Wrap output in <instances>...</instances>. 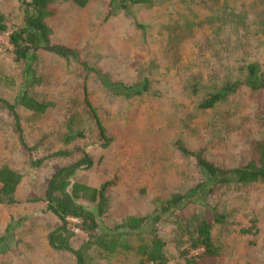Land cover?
I'll return each mask as SVG.
<instances>
[{
    "label": "rangeland",
    "instance_id": "obj_1",
    "mask_svg": "<svg viewBox=\"0 0 264 264\" xmlns=\"http://www.w3.org/2000/svg\"><path fill=\"white\" fill-rule=\"evenodd\" d=\"M52 6L48 43L39 44L31 59L16 61L8 35L24 26L23 6L0 0L8 27L0 34V165L23 174L16 202L0 204V264H74L72 253L48 245L58 220L44 199L52 174L84 153L93 164L76 171V181L92 187L115 181L100 218L112 228L127 215L150 214L155 198L185 193L201 179L194 155L183 154L177 143L230 169L251 157V139L264 138V92L241 88L212 110L198 106L202 93L241 77L245 63L258 62L264 70V0H151L126 10L111 0ZM102 79L130 86L146 80L148 89L124 97ZM84 91L112 138L106 148L99 145ZM24 93L48 103L45 112L22 106ZM69 132L80 135L65 143ZM59 149L73 153L49 157ZM204 198L224 216L213 225L218 257L198 258L201 250L191 249L181 254L189 243L185 236L180 242L175 218L212 219L192 203L152 227L165 241L168 264H191L185 258H195L192 264H264V182L221 184ZM71 229L76 249L85 235ZM138 263L134 251H117L93 264Z\"/></svg>",
    "mask_w": 264,
    "mask_h": 264
},
{
    "label": "trees",
    "instance_id": "obj_2",
    "mask_svg": "<svg viewBox=\"0 0 264 264\" xmlns=\"http://www.w3.org/2000/svg\"><path fill=\"white\" fill-rule=\"evenodd\" d=\"M23 6L24 26L12 31L8 35L9 43L13 47L16 61L30 58L39 44H47L51 29L46 20L56 13L52 5L59 0H18ZM73 4L84 7L90 0H67ZM151 0H111V4L117 3L126 10L131 5L148 4ZM239 22V19L237 20ZM8 32L5 17L0 13V34ZM262 40L264 43V14L262 20ZM241 77L225 79L219 86L202 93L198 106L202 110H212L219 104L227 101L228 97L241 88L251 92H264V70L258 62H247L240 70ZM101 80V79H100ZM104 87L112 86L117 94L124 97L140 95L147 91L146 80L134 85H124L121 82L107 83L102 79ZM85 89V87H84ZM85 106L94 119L97 129L99 145L108 147L112 138L107 134L105 127L100 123L97 111L90 103L87 92L84 91ZM19 103L33 110L35 113H44L48 103L31 98L26 93L19 98ZM13 107H11L10 111ZM17 124L18 120L15 118ZM80 133L69 132L64 137L68 143L79 136ZM178 148L185 155H194L201 179L185 193L174 192L167 198H155L153 210L150 214H130L125 216L112 228H106L100 223L101 216L105 213L108 203L107 192L114 186L115 181L108 180L99 187H92L80 183L74 179L76 171L92 166V158L84 153L76 161L58 168L50 177L45 190L46 209L58 220V225L48 231L47 242L53 251L70 252L74 256V264H93L96 259L109 261V258L117 251H134L139 258L138 264H168L165 254V241L152 227L163 220L173 217L177 211H181L189 204H199L212 213V219L202 218L190 223L176 220V227L181 231L179 240L189 243L187 248H182L181 254L191 250H201L198 258L213 259L218 257L220 247L213 239V225L224 221V216L217 215L209 207L206 199L214 187L227 183L249 184L264 182V138L251 139L249 150L251 157L247 162L233 168L219 167L207 160L196 151L192 154L185 146L177 143ZM72 151L59 149L49 155L57 157H69ZM47 157L35 160V167L39 166ZM23 178V174L7 164L0 165V204H13L16 202L15 190ZM69 218H75L78 223L73 225ZM71 226H75L85 235V239L74 249L70 240L74 236ZM253 227V225L251 226ZM185 234V235H184ZM186 237L185 240L181 238ZM137 244L133 245V240ZM1 242V237H0ZM180 243V244H181ZM187 262H194L195 258H185ZM190 264V263H188Z\"/></svg>",
    "mask_w": 264,
    "mask_h": 264
}]
</instances>
